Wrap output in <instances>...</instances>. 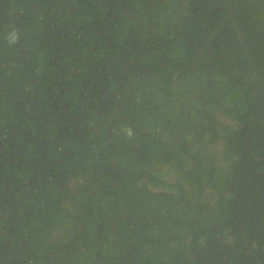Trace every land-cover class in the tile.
<instances>
[{"label":"trees","instance_id":"16d2710c","mask_svg":"<svg viewBox=\"0 0 264 264\" xmlns=\"http://www.w3.org/2000/svg\"><path fill=\"white\" fill-rule=\"evenodd\" d=\"M0 264H264V0H0Z\"/></svg>","mask_w":264,"mask_h":264},{"label":"clouds","instance_id":"9594fccd","mask_svg":"<svg viewBox=\"0 0 264 264\" xmlns=\"http://www.w3.org/2000/svg\"><path fill=\"white\" fill-rule=\"evenodd\" d=\"M17 39H18V37L14 33L13 34V38H12V40L10 42L15 43Z\"/></svg>","mask_w":264,"mask_h":264}]
</instances>
